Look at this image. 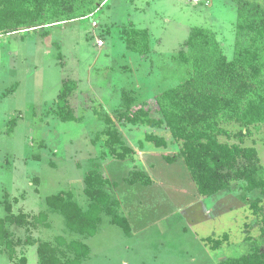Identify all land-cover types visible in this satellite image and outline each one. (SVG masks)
Here are the masks:
<instances>
[{
  "label": "rangeland",
  "instance_id": "obj_1",
  "mask_svg": "<svg viewBox=\"0 0 264 264\" xmlns=\"http://www.w3.org/2000/svg\"><path fill=\"white\" fill-rule=\"evenodd\" d=\"M236 21L237 7L231 0H106L94 14L49 28L45 37L41 31L0 37V218L6 216V196L14 213L48 212L45 199L61 192H72L86 210L84 176L92 168L90 162L99 160L100 171L117 184L120 211L133 234L125 235L103 215L96 236L83 238L66 230L61 215L49 213L50 228L40 227L35 238L52 241L65 236L84 242L90 256L83 264H220L256 246L264 250L263 223L250 208L260 191L244 198L237 184L231 191L200 196L183 160L163 159L179 152L169 131L119 125L136 151L126 161L111 158L102 143L92 142L105 128L94 110L114 117L123 90L136 92L135 108L146 106L159 117L155 97L179 83V68L171 56L191 28L215 31L233 59ZM132 25L150 31L153 52L148 57L126 49L121 31ZM103 38L100 47L97 40ZM65 80L78 83L71 103L81 121L62 122L48 115ZM147 133L163 136L168 147L146 142ZM244 146H255L264 166L263 129L253 130ZM134 170L145 171L152 184H128L125 180ZM15 198L19 202H13ZM261 205L264 212V202ZM16 232L24 235L23 230ZM224 235L229 241L218 250L206 243L207 238ZM25 255L27 264L38 263L36 246L27 247ZM0 264L16 263L0 248Z\"/></svg>",
  "mask_w": 264,
  "mask_h": 264
},
{
  "label": "trees",
  "instance_id": "obj_2",
  "mask_svg": "<svg viewBox=\"0 0 264 264\" xmlns=\"http://www.w3.org/2000/svg\"><path fill=\"white\" fill-rule=\"evenodd\" d=\"M106 0H0V37L10 34L41 31L45 37L49 28L69 24L94 14ZM237 7L235 24V54L229 59L217 33L209 28L193 27L187 40L171 59L178 65L179 83L163 90L155 97L159 117H153L146 106L135 108L136 92L123 90L120 108L108 113L94 110L105 128L93 138V144H103L107 154L118 161L136 156L125 140L120 126H146L165 129L179 145L174 156H163L172 163L182 159L196 184L199 195L212 197L231 191L239 184L246 198L253 191L261 196L251 202V212L263 223L264 237V166L255 146H244L253 130L264 131V0H231ZM98 3V4H97ZM107 34L110 29L107 28ZM126 49L140 56L152 53L148 29L133 25L121 31ZM101 40H104L101 39ZM79 90L74 80L63 81L57 99L48 111L62 122H78L71 99ZM15 120L10 122L9 130ZM120 125V126H119ZM235 128H238L234 131ZM223 138L226 139L222 140ZM234 138L236 142H230ZM145 141L157 148L169 142L154 133H147ZM143 143L140 142V148ZM84 176V194L89 200L84 210L74 200L72 192L48 196V212L14 213L6 196L3 205L6 216L0 218V248L9 260L27 264L25 250L37 247V264H83L90 256V247L80 240L57 236L52 241L34 237V232L50 228L49 213L64 218L66 230L83 238L96 236L107 215L111 224L131 236L129 219L121 213V202L115 194L116 182L104 176L99 160ZM130 185L149 186L152 179L145 171L134 170L125 180ZM13 202H19L15 198ZM262 217V218H261ZM16 230H23L18 235ZM229 241L207 238L212 249L218 250ZM220 264H264V250L258 246L238 258H228Z\"/></svg>",
  "mask_w": 264,
  "mask_h": 264
},
{
  "label": "built area",
  "instance_id": "obj_3",
  "mask_svg": "<svg viewBox=\"0 0 264 264\" xmlns=\"http://www.w3.org/2000/svg\"><path fill=\"white\" fill-rule=\"evenodd\" d=\"M192 3H199L200 2V0H190ZM94 24H95V22H94ZM96 25V24H95ZM97 44H98V46H100V47H102L103 45H104V41L103 40H101V39H98L97 40Z\"/></svg>",
  "mask_w": 264,
  "mask_h": 264
},
{
  "label": "crops",
  "instance_id": "obj_4",
  "mask_svg": "<svg viewBox=\"0 0 264 264\" xmlns=\"http://www.w3.org/2000/svg\"><path fill=\"white\" fill-rule=\"evenodd\" d=\"M130 1H132L133 3H135L136 0H130ZM152 52H153V51H152ZM164 156H165V155H164Z\"/></svg>",
  "mask_w": 264,
  "mask_h": 264
},
{
  "label": "water",
  "instance_id": "obj_5",
  "mask_svg": "<svg viewBox=\"0 0 264 264\" xmlns=\"http://www.w3.org/2000/svg\"><path fill=\"white\" fill-rule=\"evenodd\" d=\"M66 25V23H64Z\"/></svg>",
  "mask_w": 264,
  "mask_h": 264
}]
</instances>
